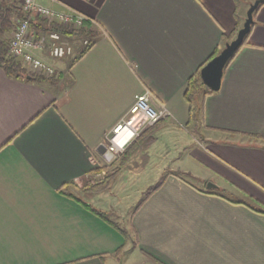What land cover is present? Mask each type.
I'll use <instances>...</instances> for the list:
<instances>
[{
	"label": "crops",
	"instance_id": "1",
	"mask_svg": "<svg viewBox=\"0 0 264 264\" xmlns=\"http://www.w3.org/2000/svg\"><path fill=\"white\" fill-rule=\"evenodd\" d=\"M41 1L83 13L97 34L77 60L79 41L54 61L58 82L0 66V264H124L122 252L137 260L128 264H264V5L220 90L197 93L196 121L187 84L225 47L244 0ZM145 90L171 115L139 139L150 155L136 172L148 187L167 177L133 214L125 245L93 210L105 212L101 190L75 192L81 201L63 191L111 159L103 140Z\"/></svg>",
	"mask_w": 264,
	"mask_h": 264
},
{
	"label": "built area",
	"instance_id": "2",
	"mask_svg": "<svg viewBox=\"0 0 264 264\" xmlns=\"http://www.w3.org/2000/svg\"><path fill=\"white\" fill-rule=\"evenodd\" d=\"M55 1V0H52ZM22 9L32 18H42L56 22L65 27L80 30L89 18L74 9L60 11L44 4L41 0H20ZM78 38L65 37L58 31L37 33L29 19H21L10 34L9 56L22 63L28 71L35 74L52 76L57 73L54 61L74 55L75 42ZM83 46L90 44V38L84 37ZM148 90L136 96L128 112L109 131L104 140L105 152L111 155L108 166L138 137L147 127L154 126L171 115L164 105L156 107L151 103ZM97 164L95 168H100ZM103 168V165H102ZM103 175L105 172H102ZM97 172L92 176H103Z\"/></svg>",
	"mask_w": 264,
	"mask_h": 264
},
{
	"label": "trees",
	"instance_id": "3",
	"mask_svg": "<svg viewBox=\"0 0 264 264\" xmlns=\"http://www.w3.org/2000/svg\"><path fill=\"white\" fill-rule=\"evenodd\" d=\"M262 5H264V3H262L259 6V8ZM21 19H29L31 22L32 28L35 29V31L37 33H45L49 30L50 31H58L65 37L78 38L79 42L84 37L90 38V44L89 45H87V46L81 45L82 49L80 50V53L75 60H77L79 57L84 55L85 52H87L90 49V47L93 45L94 37L97 34L96 30L94 29V24L90 19L85 22L84 26L80 30H75L72 28L65 27V26L58 24L56 22L49 21L47 19H42V18H35L34 19V18H32L30 13H27L22 9L21 4H20V0H0V66L4 69V71L9 76L16 77V78H24L26 80H33V81H37L39 83H42L44 81H49V80L52 82H58L60 80V78H56V74L52 75V76H45V75H39V74H35L34 72L28 71L27 68H25L24 65H22V63L13 60L8 54L10 34L14 30V28L17 24V21L21 20ZM243 21H244V18L239 17V11L237 10L236 27H235L234 31L232 32V34L227 36V38H226L227 41H231L236 37L239 29L242 27ZM254 24H255V22H254ZM249 35H250V33L246 36V40H245L244 44L247 43V41L249 39ZM219 52H220V50H217L211 58L216 56ZM201 90L204 91L203 92L204 94L214 92V91L210 90L206 85H204V83L201 79V76H200V72H197L189 80V82L187 84L186 91H185V96L189 102L190 114H191L192 118L196 117V111L199 109L198 108L196 110L195 97H196L197 93ZM130 158L131 157H130L129 151L125 152L123 154V157L121 159L119 166L109 173L105 172V169L95 168L94 171L105 172V175L103 176V180L101 183H97V184H93V185L88 183V187H86V189L102 190L105 186H107V184L111 183L114 176H116V174L121 171V168L124 167L129 162ZM176 175L181 177V178H184L183 173L177 172ZM166 177H167V174L163 175L158 182L151 185L150 187H148L143 192V197L139 200L133 214L139 209V207L155 191H157L164 184ZM74 186H75L74 183L69 184L68 185V191L67 192L63 191V192L66 193L67 195H69L70 197H73L74 199L81 201L82 199H80L76 195V193L70 189L71 187H74ZM207 191L214 194V190H212V191L207 190ZM93 210L97 214H99L101 217H103L107 222H109L114 227L119 229L127 238L130 236L127 229L122 228L117 222H115L114 220L109 218L107 216L106 212L98 211L96 209H93ZM259 211L264 213V209L259 210ZM126 243H127V240L125 241V245H126Z\"/></svg>",
	"mask_w": 264,
	"mask_h": 264
},
{
	"label": "rangeland",
	"instance_id": "4",
	"mask_svg": "<svg viewBox=\"0 0 264 264\" xmlns=\"http://www.w3.org/2000/svg\"><path fill=\"white\" fill-rule=\"evenodd\" d=\"M255 0H244V9H243V15L244 21L246 19V12L250 6L251 3H253ZM243 21V23H244ZM243 26V24H242ZM79 41V40H76ZM82 42H79L80 46ZM75 44V45H77ZM78 45V46H79ZM201 101L198 99V97H195V104H196V110L199 108ZM195 110V111H196ZM197 117V114H196ZM166 119V118H165ZM196 119V118H195ZM197 121V119H196ZM152 127V126H151ZM150 127H147L145 130H148ZM199 128L191 127V133L196 135ZM144 130V131H145ZM159 130V129H158ZM200 130V129H199ZM144 131L136 137L135 141H137L136 146H132L129 148V146L133 143H131L113 162L108 166L107 159L101 158V160L97 163L100 164L102 169H105V172L109 173L115 168H117L121 162V159L123 157V154L127 151H129L130 154V160L129 162L121 168V171L114 176L111 183L107 184L102 190L100 194V198L98 201L95 202V206L104 210L107 213V216L117 222L122 228H126L128 233H131V236L128 238L118 229L117 231L123 237V243L127 240L128 242L134 241L132 236V231L130 228V219L133 216V212L136 209V206L139 202V200L143 197V192L148 188V185L151 183H144L143 181H140L138 178V172H136V168L138 165V162L141 161V159L146 158L144 154L149 153L148 149L145 151L142 147V143L145 142L147 139L139 140L142 136ZM154 136L159 135L158 131L154 132ZM162 138V137H161ZM167 136L164 135L163 139H158L159 143H168ZM110 158V157H108ZM105 167V168H104ZM97 173L96 172H93ZM102 173V172H101ZM103 175V173H102ZM105 175V174H104ZM103 175V176H104ZM103 176L95 177V176H88L87 179L81 183V186L79 187L74 186L71 188V190H74L80 198H85V191L86 187H88V183L90 184H97L101 183L103 180ZM190 181H192L194 184H197L202 187H207L208 182H212L211 180L207 183L203 181H199L193 177H187ZM217 184V183H215ZM218 185V184H217ZM97 194V193H96ZM118 259L122 263H130L131 261L136 262L137 260L135 258H129V254L126 252H122L118 254ZM136 264V263H135Z\"/></svg>",
	"mask_w": 264,
	"mask_h": 264
},
{
	"label": "water",
	"instance_id": "5",
	"mask_svg": "<svg viewBox=\"0 0 264 264\" xmlns=\"http://www.w3.org/2000/svg\"><path fill=\"white\" fill-rule=\"evenodd\" d=\"M264 0H255L250 4L246 19L243 26L239 29L236 37L228 41L225 47L213 58H211L200 70L201 79L210 90L218 91L221 88L224 72L231 59L237 54L239 49L244 45L246 36L251 32L255 22V12ZM105 148L102 146L100 152L103 153ZM111 158V155H110ZM207 188L212 190L218 188L213 182H208Z\"/></svg>",
	"mask_w": 264,
	"mask_h": 264
}]
</instances>
